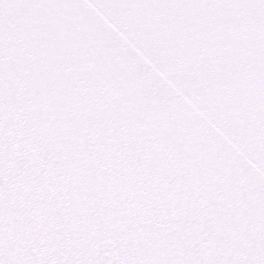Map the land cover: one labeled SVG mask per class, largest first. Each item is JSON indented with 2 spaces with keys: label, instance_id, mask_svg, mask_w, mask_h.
Returning <instances> with one entry per match:
<instances>
[{
  "label": "snow or ice",
  "instance_id": "6c2138e0",
  "mask_svg": "<svg viewBox=\"0 0 264 264\" xmlns=\"http://www.w3.org/2000/svg\"><path fill=\"white\" fill-rule=\"evenodd\" d=\"M0 264H264V0H0Z\"/></svg>",
  "mask_w": 264,
  "mask_h": 264
}]
</instances>
